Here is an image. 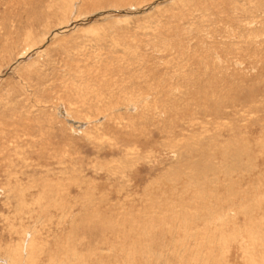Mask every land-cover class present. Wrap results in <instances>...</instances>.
Wrapping results in <instances>:
<instances>
[{
	"label": "rangeland",
	"instance_id": "1",
	"mask_svg": "<svg viewBox=\"0 0 264 264\" xmlns=\"http://www.w3.org/2000/svg\"><path fill=\"white\" fill-rule=\"evenodd\" d=\"M0 264H264V0H0Z\"/></svg>",
	"mask_w": 264,
	"mask_h": 264
},
{
	"label": "bare ground",
	"instance_id": "2",
	"mask_svg": "<svg viewBox=\"0 0 264 264\" xmlns=\"http://www.w3.org/2000/svg\"><path fill=\"white\" fill-rule=\"evenodd\" d=\"M76 4V3H75Z\"/></svg>",
	"mask_w": 264,
	"mask_h": 264
}]
</instances>
